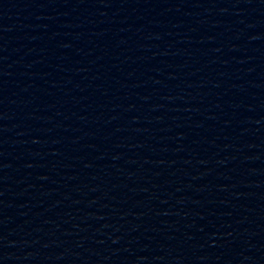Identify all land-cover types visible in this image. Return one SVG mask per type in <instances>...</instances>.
I'll use <instances>...</instances> for the list:
<instances>
[{
    "label": "water",
    "instance_id": "obj_1",
    "mask_svg": "<svg viewBox=\"0 0 264 264\" xmlns=\"http://www.w3.org/2000/svg\"><path fill=\"white\" fill-rule=\"evenodd\" d=\"M0 264H264V0L0 2Z\"/></svg>",
    "mask_w": 264,
    "mask_h": 264
}]
</instances>
